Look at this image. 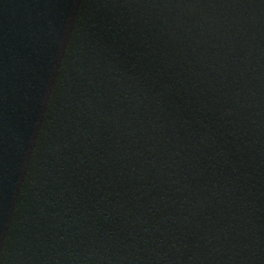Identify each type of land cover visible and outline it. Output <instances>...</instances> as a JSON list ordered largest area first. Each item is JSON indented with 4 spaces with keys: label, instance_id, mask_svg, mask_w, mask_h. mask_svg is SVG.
<instances>
[{
    "label": "water",
    "instance_id": "1",
    "mask_svg": "<svg viewBox=\"0 0 264 264\" xmlns=\"http://www.w3.org/2000/svg\"><path fill=\"white\" fill-rule=\"evenodd\" d=\"M0 264H264V0H0Z\"/></svg>",
    "mask_w": 264,
    "mask_h": 264
}]
</instances>
